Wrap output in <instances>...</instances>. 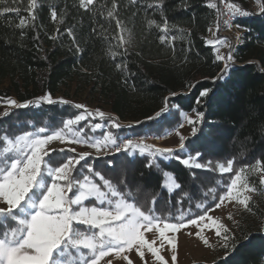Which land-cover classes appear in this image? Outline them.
I'll return each instance as SVG.
<instances>
[{"label":"trees","instance_id":"16d2710c","mask_svg":"<svg viewBox=\"0 0 264 264\" xmlns=\"http://www.w3.org/2000/svg\"><path fill=\"white\" fill-rule=\"evenodd\" d=\"M231 1L248 12L241 0ZM210 3L217 8L209 7ZM5 7L18 11L5 13ZM218 10L217 0H94L87 8L81 6V0H36L34 8L30 0H2L0 103L8 99L33 103L1 115L0 136L40 127L58 129L62 121L79 115L70 104L36 103L45 94L68 97L74 85L77 93L86 91L109 116L119 118V129H106L120 139L161 138L179 127L182 115L203 113L196 134L175 155L88 157L86 163L81 161L84 167L77 165L74 175L82 178L88 175L87 165L93 166L123 192H131L137 205L154 207L160 224L178 223L182 215L184 222L207 215L219 197L226 195L235 172L245 165L259 167L256 162L264 161V14L248 12L251 18L237 21L245 29L243 40L223 72L222 62L207 43ZM149 21L155 23L150 26ZM165 22L167 32L162 30ZM121 28L126 29L124 36L131 33L130 46L119 44ZM109 51L116 53L114 58ZM203 90L208 92L201 97ZM165 101V114L159 120H148L165 108ZM106 123L110 121L105 119ZM76 127H82L87 137L100 138L105 133L93 131L88 120ZM190 156L195 163L211 161L213 168L234 159V171L221 174L218 168L213 171L183 164ZM55 160L63 162L61 157ZM149 163L151 167L146 166ZM165 172L180 189L164 187ZM258 173L264 175V171ZM95 180L100 182L98 177ZM248 181L262 198L257 176L249 175ZM250 208L256 222L240 226L226 257L215 264H264V212Z\"/></svg>","mask_w":264,"mask_h":264},{"label":"snow or ice","instance_id":"6c2138e0","mask_svg":"<svg viewBox=\"0 0 264 264\" xmlns=\"http://www.w3.org/2000/svg\"><path fill=\"white\" fill-rule=\"evenodd\" d=\"M257 2L259 12L264 14V0H257ZM93 3L94 0H81V6L85 8ZM30 5L34 8L36 0H30ZM113 7H116L115 3ZM209 7L217 8V4L210 3ZM227 10L230 16L249 14L235 2L228 3ZM10 11H18V9L7 7L3 9L5 13ZM108 16L112 17L113 12L109 11ZM52 17L56 18L55 11L52 12ZM153 23L155 22L149 21L150 26ZM23 24L24 20H21L20 25L23 26ZM117 26H120L119 21H117ZM162 30L167 32L166 22ZM216 30L219 31L218 23ZM125 31L126 29L121 28L119 44L130 46L132 36L131 33L124 36ZM161 40L163 41L164 37H161ZM208 43L214 42L209 41ZM215 43L228 44L226 38H218ZM125 52H127L126 47ZM109 55L114 58L116 53L109 51ZM232 59L231 54L227 57L219 54L216 56L218 61H231ZM123 67L126 68V65ZM228 67V63H225L222 71L226 72ZM116 68L122 70V65L117 64ZM207 92L208 90L201 91L200 96H206ZM41 101L48 104L56 103L50 94L39 97L36 103ZM32 103L33 101L18 103L16 100L8 99L9 107L5 109L3 115H9L10 108H26ZM60 103L69 102L61 99ZM74 107L84 109V112L62 121V126L58 129L40 127L15 136H9L7 133L0 136V264H101V261L105 264H113V259L116 258H122L127 261V264H133L127 255L133 249L138 253L142 264H147L144 260V249L156 260L161 261V264H167L164 257L159 254L158 248L154 247L156 240L147 239L145 233H152L155 236L153 232L155 229L175 248L174 241L165 236V231L176 232L188 225L199 226L198 222L205 221L206 218L215 225L214 235L216 237H221L223 232L222 247L229 248V242H234L235 236L230 235L229 229L223 224H218L213 217H206V214L199 215L184 222L182 215L180 222H165L161 228L160 218L154 215V207L137 205L131 200V192H123L118 185L96 172L93 166L87 165L88 175L77 178L74 175L77 172V165L84 167L81 161L86 163V159L92 153H76V149L71 147L53 148L51 144L54 141L62 145H86L95 149L98 154L107 150L126 155L144 156L147 154L154 159L175 155L177 150L157 147L142 139L125 138L121 140L111 131L104 133L100 139L87 137L83 134L82 127H76L81 121L88 117H98L100 120L107 119L112 128L119 129L121 127L119 118L109 116L99 109L94 112L89 111L83 104H75ZM166 111L167 101H165L164 109L147 119L159 120ZM203 115L198 112L195 120L185 116L187 123L193 125L191 129L193 134L196 132L195 124L203 119ZM101 127L102 125L97 123L92 126V130ZM183 127L184 124L181 123L179 128ZM179 128L175 130V135L180 141L179 150H183L186 138ZM171 134V131L164 133V135ZM68 152L75 153V155L66 156L65 153ZM55 157H61L63 162L56 161ZM177 158L179 159L178 156ZM182 162L195 168L207 167L213 171L218 168L221 174L234 171V159H228L226 163H218L215 168L212 167L211 161L207 165L195 163L191 156L183 159ZM256 163L259 167L245 165L244 168L235 172L226 192V196L230 198L229 202L235 200L247 210H250L248 203L250 197L241 198V190L254 192L257 189L248 184L247 176L242 173L245 172V168H249L252 172L264 171V161ZM146 166L151 167L152 164L149 163ZM164 175L166 177L164 187L167 190L181 188V185L170 174L165 172ZM95 177H98L100 182H97ZM259 182L264 185V175L260 176ZM209 191H215V189ZM225 198V195L219 197L216 208H220ZM155 202L156 199L153 197L151 204L154 205ZM195 235L206 246H210L209 241L201 236L199 231ZM107 257H112V259L106 260ZM171 259L175 264L176 256L173 255Z\"/></svg>","mask_w":264,"mask_h":264},{"label":"rangeland","instance_id":"374dc122","mask_svg":"<svg viewBox=\"0 0 264 264\" xmlns=\"http://www.w3.org/2000/svg\"><path fill=\"white\" fill-rule=\"evenodd\" d=\"M241 1H242V4L247 8L249 13H257L259 11V4L257 0H241ZM217 3H219V0H217ZM216 26H217V23H214L212 27L210 28L211 31L209 30L207 43L209 41L214 42L212 44L208 43V45L214 48V52L216 56L219 54V55H224L225 57H227L229 54L232 53L233 46H239L241 44L244 33L242 31H238L236 33L235 38L230 40L228 37L221 34L220 31H217ZM218 38H226L228 44L227 45L216 44L215 41H217ZM221 62H222V68L224 69L225 63H228V65H230L232 64L233 59L231 61L225 60ZM52 98L56 102H60V100L63 99V100L68 101L69 103L67 104H70L72 106H74L75 104H83L86 106L87 110L89 111L94 112L95 110L99 109L105 112L106 114H108L107 109L101 103H99L95 97L90 96L86 91L77 93L75 90V85L72 86L71 90L69 91L68 97H66V95H57ZM8 107L9 106L7 102L0 103V116L3 115V112ZM11 109L13 108H10V110ZM77 110L80 111L79 115L84 112V109H77ZM185 116L191 117L195 120L197 113L192 112L190 114L182 115L181 123L184 124V127L183 128L178 127V128H179V131L183 134V136L186 139H188V138H192L196 134L198 126L200 125V121H198L195 124L196 132L195 134H193L191 130L193 125H189L187 123V121L185 120ZM86 120H88L89 123H92V126L95 125L93 123L94 121H99V124H101L102 127L96 130L104 131L105 133L109 132L107 131L106 128L111 126V123L104 124V120H100L98 117H88ZM91 138L100 139V138H95V137H91ZM125 138H130L134 140L135 137H125ZM179 143H180L179 138L175 135V130H174L172 131L171 135H164L161 138H156L150 141V143L148 144L156 145L157 147H168V148L179 150ZM51 147L53 148L71 147V148L76 149V153L90 152L92 153L90 157H96V158L115 153L114 151L109 152L105 150L104 152H101L98 154L95 152V149L87 147L86 145H79V144L62 145L56 141H54L51 144ZM65 155L70 156V155H75V153L68 152V153H65ZM251 174H255L258 180H260V176H261L258 173V171L257 172L245 171L244 173H242V175L247 176V182L249 185L251 184L248 181V177ZM260 190L263 192L261 194L263 196L262 198H259L258 196L259 193L257 191L249 192L243 189L241 190V198L245 196L250 197V200L248 201L249 208L250 206H255V208H259V210L264 212V207L261 205V201H263L264 203V185L260 184ZM69 195H71V193H69ZM225 197L226 198L224 202L221 204L220 208L215 207L213 210H211L206 215V217L210 216V217L215 218L218 224H223L227 229H229L230 235L236 236V234L239 232L240 226H247L250 223H255L256 216L253 214V211L251 208L250 210H247L243 207V205L237 203L235 200H231V202H229L230 198H228L226 195ZM229 214H231V218H229ZM205 224H207V227H205ZM163 225L164 224H160V227L163 228ZM198 225L199 226L188 225L187 227L179 229L176 232L165 231V236L174 241L175 248H173L172 245L168 243V240L164 239V237H161L159 235V232L156 231L155 229H153V232H155V236H153L152 233H145V236L149 240H152V239L156 240L154 247L158 248L159 254L164 257L165 261H167V264H173V261L171 259L173 255L176 256L175 264H215L219 260L225 258L226 257L225 251L228 248L225 249L222 247L224 243L222 239L223 232H222L221 237H216L214 235L215 225H213L210 220H207V218L205 219V221L198 222ZM261 226H264V219L261 222ZM197 231H199L200 235L209 241L210 246H206L203 243V241L195 235ZM144 252H145L144 260L147 261V264H161V261L156 260L155 257H153L152 254L149 253L146 249H144ZM127 255L133 261V264H142V261L138 253L135 251V249L127 253ZM105 259L106 260L112 259V257H107ZM101 264H105V262L101 261ZM113 264H127V261L123 260L122 258H116V259H113Z\"/></svg>","mask_w":264,"mask_h":264},{"label":"built area","instance_id":"2783aa9c","mask_svg":"<svg viewBox=\"0 0 264 264\" xmlns=\"http://www.w3.org/2000/svg\"><path fill=\"white\" fill-rule=\"evenodd\" d=\"M232 3L231 0H219V10H218V17H217V23L219 24V31L221 34L225 35L228 37L230 40L234 39L236 36V33L238 31H242L243 33L245 32V29L241 28L237 24L238 19H245V18H251V15H235V16H230L227 10V4ZM227 21V23H225ZM237 46L232 47V53L231 56L233 55L234 50L236 49ZM144 140L146 143H150V141L156 139L154 137H135L134 140Z\"/></svg>","mask_w":264,"mask_h":264}]
</instances>
